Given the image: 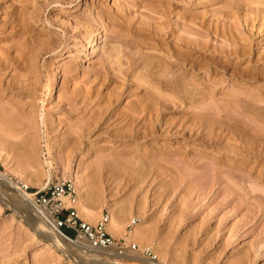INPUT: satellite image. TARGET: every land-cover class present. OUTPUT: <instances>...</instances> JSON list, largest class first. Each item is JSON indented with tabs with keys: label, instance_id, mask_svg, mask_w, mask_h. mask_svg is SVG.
Instances as JSON below:
<instances>
[{
	"label": "rangeland",
	"instance_id": "374dc122",
	"mask_svg": "<svg viewBox=\"0 0 264 264\" xmlns=\"http://www.w3.org/2000/svg\"><path fill=\"white\" fill-rule=\"evenodd\" d=\"M0 104V172L126 209L119 251L264 264V0H0ZM20 206L0 181V264L93 262Z\"/></svg>",
	"mask_w": 264,
	"mask_h": 264
},
{
	"label": "bare ground",
	"instance_id": "6f19581e",
	"mask_svg": "<svg viewBox=\"0 0 264 264\" xmlns=\"http://www.w3.org/2000/svg\"><path fill=\"white\" fill-rule=\"evenodd\" d=\"M52 88H53V81L50 80L49 85L47 86V93L48 94L51 93ZM2 115H4V114H2ZM0 117H2V116H0ZM5 120H7V119H5ZM0 121H2V119ZM1 124H0V126H1ZM8 124L9 123H6V126ZM3 127L1 126L2 129H4ZM12 127H13V125L11 126V128ZM7 129H9L8 126H7ZM8 131H10V130H8ZM8 133L9 132H7V134ZM13 135H14V133H13ZM2 138H5V137L2 136ZM88 153H89L88 151L85 152V154L82 157L86 156V154H88ZM0 181L5 183V185L8 187V189L15 192V194L19 197V199L21 200L20 208L23 211H27V219L29 220L30 224H32L36 228V230L38 229V231L41 233V235L47 241H49L53 246L58 247L62 251H67V249H66L67 247H70V248L73 247V251L78 253V254L82 253L83 251L91 252L92 253L91 256L94 259H92L93 262L90 264H172V263H169L160 257L157 258V255H155V254L154 255L152 254V257H147L146 256L147 250L144 251V254L142 253L143 252L142 251L141 252L142 254H141L138 251H133L130 248H124L121 251H119L120 249L118 250V249L94 248L87 242V240H85L82 237H77L75 239H73V238L72 239L61 238L58 235V232L56 231V229L54 228V224H53L51 218L41 208H39L34 203V200L32 199L30 194H28L27 192H24L23 190L18 189L19 187L17 188L16 184H14L2 172H0ZM82 190L83 189L80 187V185L75 188L76 194L73 195V198H71L72 201L70 200L68 195H62L61 199L64 203H66L65 206L70 205L76 209L77 215L80 217V219L84 220L88 224H93L95 221L96 222L99 221V220H96V218L98 217L99 211L89 209L88 206L86 207L83 205V203L81 202V199H82L81 197L83 196ZM30 211L32 212V214H30ZM108 212H109L108 218L106 217L107 219L105 222L106 223L105 229L113 238L123 239V240H127V241L132 239L134 241L141 243V245H142V242L140 241V238L138 236L139 235L138 234L139 225L135 226L133 229H131L129 231H125V229H124V219L126 218V216L129 213L128 211H126V209H122L120 212L115 213L113 208H109ZM101 216H103V215H101ZM99 219H101V218H99ZM155 252L157 254L158 251H155Z\"/></svg>",
	"mask_w": 264,
	"mask_h": 264
},
{
	"label": "built area",
	"instance_id": "2783aa9c",
	"mask_svg": "<svg viewBox=\"0 0 264 264\" xmlns=\"http://www.w3.org/2000/svg\"><path fill=\"white\" fill-rule=\"evenodd\" d=\"M62 195H68L72 201L74 194L68 183H56L43 192L32 194L34 203L51 218L54 228L62 237L65 239L83 237L94 248L122 249V245L105 230L107 215L101 216L94 226L89 225L78 217L73 206H65L61 199ZM63 213L64 216H61Z\"/></svg>",
	"mask_w": 264,
	"mask_h": 264
},
{
	"label": "water",
	"instance_id": "95a60500",
	"mask_svg": "<svg viewBox=\"0 0 264 264\" xmlns=\"http://www.w3.org/2000/svg\"><path fill=\"white\" fill-rule=\"evenodd\" d=\"M58 235H59L61 238H64V237H62L59 233H58Z\"/></svg>",
	"mask_w": 264,
	"mask_h": 264
}]
</instances>
